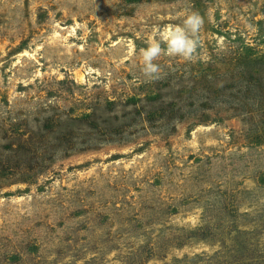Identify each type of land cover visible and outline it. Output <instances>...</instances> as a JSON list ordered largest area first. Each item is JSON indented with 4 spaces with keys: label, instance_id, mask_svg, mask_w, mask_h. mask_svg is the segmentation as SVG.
Returning <instances> with one entry per match:
<instances>
[{
    "label": "rangeland",
    "instance_id": "obj_1",
    "mask_svg": "<svg viewBox=\"0 0 264 264\" xmlns=\"http://www.w3.org/2000/svg\"><path fill=\"white\" fill-rule=\"evenodd\" d=\"M197 11L199 57L139 50ZM264 257V0H0V264Z\"/></svg>",
    "mask_w": 264,
    "mask_h": 264
},
{
    "label": "clouds",
    "instance_id": "obj_2",
    "mask_svg": "<svg viewBox=\"0 0 264 264\" xmlns=\"http://www.w3.org/2000/svg\"><path fill=\"white\" fill-rule=\"evenodd\" d=\"M203 25L200 13L191 11L185 14L181 23L168 24L158 37L149 38L147 46L139 50L145 82L151 83L163 78L161 65L157 63L161 56L179 57L185 62L196 61Z\"/></svg>",
    "mask_w": 264,
    "mask_h": 264
},
{
    "label": "trees",
    "instance_id": "obj_3",
    "mask_svg": "<svg viewBox=\"0 0 264 264\" xmlns=\"http://www.w3.org/2000/svg\"><path fill=\"white\" fill-rule=\"evenodd\" d=\"M224 264H264V257H252V260L236 259L234 261L226 262Z\"/></svg>",
    "mask_w": 264,
    "mask_h": 264
}]
</instances>
